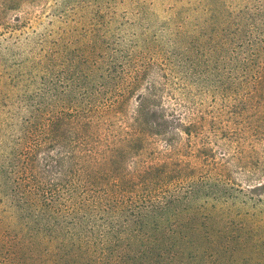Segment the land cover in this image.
I'll return each mask as SVG.
<instances>
[{
    "label": "rangeland",
    "instance_id": "obj_1",
    "mask_svg": "<svg viewBox=\"0 0 264 264\" xmlns=\"http://www.w3.org/2000/svg\"><path fill=\"white\" fill-rule=\"evenodd\" d=\"M263 34L264 0H0V264H90L78 249L89 246V193L66 200L63 177L44 162L61 145L16 159L44 140L34 112L97 108L151 61L124 111L101 118L98 149L124 150L137 94L153 82L160 101L150 120L159 123L163 108L166 130L179 119L194 126L172 145L146 134L126 161L136 174L167 163L171 181L113 195L136 209L170 201L132 222L116 212L100 230L125 241L134 260L164 251L163 264H264V82L254 96L251 83L237 84L245 67L250 82L264 78ZM239 36L242 63H214L211 49Z\"/></svg>",
    "mask_w": 264,
    "mask_h": 264
},
{
    "label": "trees",
    "instance_id": "obj_2",
    "mask_svg": "<svg viewBox=\"0 0 264 264\" xmlns=\"http://www.w3.org/2000/svg\"><path fill=\"white\" fill-rule=\"evenodd\" d=\"M240 39V36L230 39V41H237V43H233L232 46L221 44L217 50L216 48H212L211 51L214 50L212 52V54L214 53L213 62L236 64V67L239 66L242 60L240 53L238 52V54L235 50L236 47L241 48L240 45L244 43L242 39ZM260 41L264 43V34L263 41ZM257 43L258 41L256 43H251L250 46L257 47ZM252 50L255 51L257 48H252ZM152 64L153 61L147 62L142 68H133V72L129 75V78L125 79V83L115 91L116 94H113V96L108 99L109 101L106 99V101H108L107 103L99 107L96 106L97 108H82L76 112L63 110L58 113L49 114L50 112H48L46 106H44V108L38 110L39 112H34V114H32L33 118L34 115L39 113L40 120H43L40 124H37V127L43 134L44 140L41 143L36 142V144L33 145V154L31 157L25 159L22 153L17 156L16 166H19V164L24 161L26 164L28 161H37L36 152L40 149L44 150L48 142L51 143L50 140L52 143H59L61 145V151L57 150V153L54 155L44 151V162L48 165V168H53L52 170L55 169V171L63 177V184L65 187L63 192L65 193L66 200L73 202L77 200L78 197L84 199L85 195L89 193L87 204L93 209V219L87 227V232L91 235L84 241V243H89V246L85 249L78 246L81 254L85 256L82 258L85 260L84 263L163 264L164 261L169 259L167 254L164 256V251L158 252V254L154 253L155 249L159 248V246L155 245V247H153L154 256L150 258L152 260H134L136 257L133 251L128 248L125 241L106 236L107 231L105 229L100 230L99 227L105 226L104 223L108 224L111 219L114 220L116 212H125L126 217L123 222H132L136 217H141L144 213L146 214L152 210L162 208L171 199L168 196H162L160 199L151 201L149 204L145 201L144 205L136 209L135 206L132 205V202L126 204V202H124L125 198L122 195L120 196L122 200H115L113 197L116 193L126 194L129 189L140 186L141 184H154L156 182L167 184L166 182L172 179V176L166 171L167 163L145 167L138 174H136L132 167L126 165V161L130 154H132L139 145L142 147L141 140L143 136L146 134L159 135L160 137H164L165 141L169 142L168 145H172L173 137L176 136V134L180 135L183 133L188 136L191 135V128L194 126L191 121L185 123L179 119L177 128L175 122L172 130H166V111L163 108L160 110L161 121L159 123L150 120V117L155 115V110L152 108L157 107V101H160V96L157 93L154 82L152 86L148 87L149 89L146 92H139L137 94L131 122L128 124L127 130L124 131L123 137L120 139V142L125 147L124 150L122 151L121 148H110L103 151L99 150L96 144L100 139L99 128L101 126V118L109 117V115L118 111H124V104L129 101L130 93L141 86L146 78L147 72L151 70ZM247 69L248 68L245 67L242 79H238L237 84L247 85L251 83L252 88L249 95L252 94V96H254L255 91L257 92L262 88L264 78L258 77V75L249 76L253 77V81L250 82L248 77L245 78L246 76L244 75ZM212 81L224 87L228 84L226 79L222 81V78L217 77H214ZM230 82L231 84L236 83V81ZM213 87L216 88L217 85ZM39 97L41 96L39 95ZM41 100L44 101V98ZM72 119H75L74 121L76 123L75 132L72 128ZM74 133H76V136ZM73 135L75 141H73ZM30 154L31 153H29V155ZM142 179L143 181H141ZM73 181L78 182L74 183ZM89 185H99L102 190L97 191V194L99 193L100 196H95L97 194L94 195V189L89 188ZM80 188H85V191H80ZM27 193L33 194L32 192ZM50 193H52V191ZM74 225H77V223L75 222ZM69 229L70 228H67L66 231L68 232ZM100 232H102L103 235H100ZM155 241L157 243L158 238H155ZM52 243L53 241L50 242V244ZM169 254L174 255V253L171 252H168V255Z\"/></svg>",
    "mask_w": 264,
    "mask_h": 264
}]
</instances>
